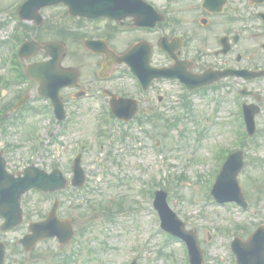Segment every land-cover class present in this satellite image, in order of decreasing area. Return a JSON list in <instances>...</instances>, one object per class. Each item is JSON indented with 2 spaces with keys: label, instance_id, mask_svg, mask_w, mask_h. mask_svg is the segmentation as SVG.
I'll return each instance as SVG.
<instances>
[{
  "label": "rangeland",
  "instance_id": "obj_1",
  "mask_svg": "<svg viewBox=\"0 0 264 264\" xmlns=\"http://www.w3.org/2000/svg\"><path fill=\"white\" fill-rule=\"evenodd\" d=\"M20 1L0 0V74H6L2 62L16 46L9 43L12 34L19 31L22 38L38 32L42 40L66 43L63 65L80 71L83 86L97 80L95 59L85 53L80 41L65 33L68 26L76 28L65 8H43L44 23L35 31L17 25L16 10L11 7ZM58 29H65L60 31L64 34ZM82 29L96 31L89 24ZM115 40L117 45H124L129 35L118 33ZM42 57L39 53L23 60L22 65ZM120 80L125 90L131 89L139 99L131 122L109 118L101 96L70 101L66 90L62 93L66 116L55 122L47 102L36 94V84L6 90L4 102L14 101L21 88L28 87L25 92H31L23 110L0 125V151L8 169L14 172L35 163L46 170L59 167L69 175L72 159L81 152L86 180L79 190L68 188L60 193L58 214L62 217L70 212L76 229L72 242L64 246L45 240L25 253L15 243L26 232L27 222L42 219L52 203L51 194L32 190L23 195L25 221L13 230L0 232L7 245L5 263L128 264L138 256V264H189L184 244L165 237L159 229L152 207V193L157 187L167 191L169 207L186 228L196 232L205 257L203 264H235L232 238L245 239L257 225L264 224V110L258 118V130L242 143V128L236 121L240 119L238 106L227 85L192 94L177 82L160 81L143 95L128 77ZM259 92L264 95V90ZM184 99L191 100L190 108L183 105ZM155 142L161 147H155ZM238 148L245 158L239 181L248 203L246 211L232 202L217 203L208 194L222 161L220 155ZM106 209L115 217L105 218Z\"/></svg>",
  "mask_w": 264,
  "mask_h": 264
},
{
  "label": "flooded vegetation",
  "instance_id": "obj_2",
  "mask_svg": "<svg viewBox=\"0 0 264 264\" xmlns=\"http://www.w3.org/2000/svg\"><path fill=\"white\" fill-rule=\"evenodd\" d=\"M144 1L159 12L155 15L162 18L153 27L137 26L132 15L128 19L129 29L92 25L98 32H84L86 38L104 39L116 54L138 46L140 53L137 57H141V61L148 57L149 63L157 67L173 63L167 53L170 50L184 72L241 71L239 77H222L215 83L246 86V92L251 93L243 97L244 102L254 103L258 100L259 103L261 96L258 89L264 85V2L259 5L252 0ZM79 22L84 24L83 20ZM114 32H128V43L117 45ZM136 52L131 56L133 60ZM90 57L95 59L94 65L98 68L106 60L104 54L90 52ZM126 69L129 73L124 64H111L110 69L103 73L108 75L107 79L97 77L86 86L79 81L75 87L69 88L70 94L94 89L102 93L110 90L131 97V89L127 92L126 85L118 80L120 73ZM137 89H141L139 85ZM162 99L163 96H158V100Z\"/></svg>",
  "mask_w": 264,
  "mask_h": 264
},
{
  "label": "water",
  "instance_id": "obj_3",
  "mask_svg": "<svg viewBox=\"0 0 264 264\" xmlns=\"http://www.w3.org/2000/svg\"><path fill=\"white\" fill-rule=\"evenodd\" d=\"M62 2L68 6L69 12L73 15H81L87 17H98L106 15L111 18L121 19L130 13V0H27L21 6L19 10V16L23 19H34L36 23H41L42 18L38 13L41 7L47 5H53ZM39 48L45 49V51L52 56L51 59L45 62H39L32 64L27 69V74L32 79H36L40 82L39 92L43 94H49L48 90H54V99L57 105V109L61 111V103L57 96V91L69 84V74L72 77H76L75 72H66L65 69L59 67V62L64 54V47L61 43L52 42L43 45L38 44L35 41H26L22 44L19 52L24 57H29ZM128 54L122 56L119 61H128ZM140 67V66H138ZM151 77L153 75L159 76H175L176 69H150ZM142 68L137 70L140 72V77L147 81L145 70L142 72ZM174 71L175 73H173ZM172 72V73H171ZM67 73V74H66ZM182 79V78H181ZM186 84L188 82H195L192 86L197 87L205 84L204 82H198L195 77H188L184 80ZM22 102L17 104L20 105ZM129 101L125 99L115 100L111 102L112 111L120 118L129 119L133 116L136 106L134 103L128 104ZM252 117V116H251ZM251 117L247 116L246 119L250 125V133L253 131ZM243 166L242 153L237 151L231 154L227 161L224 163L217 176V180L213 186L212 193L219 200L234 199L239 202H243L242 192L240 184L237 180V174ZM75 177L73 183H79L82 181L83 172L79 167V160L75 161L74 166ZM59 173L58 170H53L51 173H46L35 167H28L24 170L23 175L19 177H13L5 171V163L0 156V215L7 217L5 223L6 227L20 222L21 209L19 207L20 196L29 188L41 189L44 191L60 189L65 186V180L55 174ZM226 188L228 191H232L231 195L224 196L221 193V189ZM166 193L158 191L156 193L155 205L161 212L163 218V225L167 227L172 233L178 235L187 240L189 246L190 260L192 264H200V252L197 247L195 235L192 232H186L183 229V224L176 218V216L169 211L165 204ZM55 213H51L49 216L50 222L34 223L30 226V229L34 231L32 235L25 237L22 242L25 245V249L28 250L32 247L35 240L39 237H43L41 234L44 231L43 225L51 224V221L55 220ZM54 218V219H53ZM173 222L176 226H174ZM51 229V225L49 227ZM52 233V231H50ZM51 235V234H50ZM233 247L237 254V260L239 264H264V230L263 228L257 229L255 234L251 238L243 243L240 239H237L236 246ZM3 259V245L0 244V264Z\"/></svg>",
  "mask_w": 264,
  "mask_h": 264
}]
</instances>
